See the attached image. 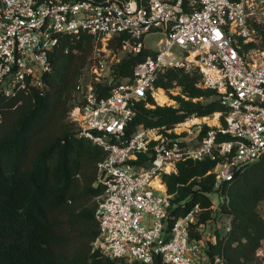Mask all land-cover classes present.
Listing matches in <instances>:
<instances>
[{"label": "built area", "instance_id": "built-area-1", "mask_svg": "<svg viewBox=\"0 0 264 264\" xmlns=\"http://www.w3.org/2000/svg\"><path fill=\"white\" fill-rule=\"evenodd\" d=\"M253 21L264 22V0H0V94L6 96L44 89L61 34L118 38L131 53L149 48L146 34H161L154 52L126 76L103 70L98 63L105 54H93L67 111L77 133L106 151L95 180L103 191L93 246L102 253L147 263L222 264L221 255L212 259L206 250L215 235L198 221L203 208L177 214L163 175L176 172L178 161L207 158L218 190L264 153V49L248 54L243 48L253 39ZM168 68L196 71L215 91L222 105L217 121L139 122L127 131L137 103L149 105L148 96L157 101L154 82Z\"/></svg>", "mask_w": 264, "mask_h": 264}, {"label": "trees", "instance_id": "trees-1", "mask_svg": "<svg viewBox=\"0 0 264 264\" xmlns=\"http://www.w3.org/2000/svg\"><path fill=\"white\" fill-rule=\"evenodd\" d=\"M93 39L87 31L61 34L50 53L51 68L43 75L44 89L32 88L16 97L0 94V264H167L110 257L93 246L99 233L94 216L96 197L103 191L95 182L96 163L106 151L79 135L67 119ZM153 52L148 47L130 52L116 64V74L129 75L137 61ZM172 72L188 96L202 94L182 68L164 70L155 85H167L163 77L172 78ZM106 90L104 87L101 93ZM207 90L214 95L212 99L204 105L193 103L196 108L189 112L205 114L222 108L215 91ZM181 113L174 108L151 109L139 101L126 130L139 122L169 125ZM213 164L207 158L178 161L177 173H166L163 179L172 191L182 190L177 181ZM211 175L210 185L202 182L183 192V201L173 196L174 211L182 214L198 204L203 208L198 221L208 224L213 208L204 191L214 190L222 196L216 211L226 214L229 225L216 231L214 241H207L208 255L212 259L221 255L222 264H261L257 250L264 240V216L257 205L264 199V153L243 164L218 190L213 188ZM191 234L200 236L201 232L192 229Z\"/></svg>", "mask_w": 264, "mask_h": 264}, {"label": "rangeland", "instance_id": "rangeland-1", "mask_svg": "<svg viewBox=\"0 0 264 264\" xmlns=\"http://www.w3.org/2000/svg\"><path fill=\"white\" fill-rule=\"evenodd\" d=\"M252 25L254 28V31H252L253 39L250 42L243 45L244 51L247 52L248 54L250 53L255 54L257 50L261 51L264 49V22L259 23L257 21H253ZM160 35L161 34L159 32H151L144 36V41L146 45L149 46L150 50H154V46H156L157 39L160 37ZM118 41L119 40L115 38L110 39V40H104V41L93 39L91 50L87 56V61L85 62V65H84V66H87L86 67L87 71L93 60V54L97 52H99L100 54H105V57H106L105 61L102 64L98 63V65L101 66L103 70L104 69L106 70L108 67L109 68L113 67L115 70L116 64L120 60H122L123 57L127 56V54L130 53L127 47L126 46L123 47L121 42H118ZM84 68L85 67H83V69ZM188 72H189L188 75L192 77L193 84L201 89L202 91L201 95L190 97L186 93H184L182 91L181 82L179 81L178 77H175L174 72H172L171 75L172 76L174 75L172 78L169 79V77H165V76L163 77V81L169 82V83L167 85H159L161 89H158L156 91V94H157L159 90H162V92H164V95L166 96L168 101L161 104L153 99H150L148 100L150 104L145 105L143 103V106L149 107L151 109H155L157 107L174 108L178 110L179 112H182L181 114L183 115L179 119L173 122H170L169 125L180 122V121H185L192 117L201 118L205 116H210L209 122L212 119H214V117L217 118V115H214L216 110H212L211 112H208L205 114H197L195 110H191L189 112L190 108H196V106L193 105V103L200 102L201 104L204 105L208 103L209 100H211L214 95L212 93H207L208 92L207 87L202 85L197 72L195 71H188ZM194 163L196 164V161H193V164ZM209 167L210 166H208L206 170L203 171L202 173H197V174L194 173L191 175L188 174L189 176L185 180L177 181L176 185L181 186L182 190H179V188L177 187L172 191L168 186L167 187V189L169 188L168 191L172 193V195L175 197L178 195L177 197L178 201H183L185 199L184 197H182L183 192L187 190L189 191L190 189H193V188L200 187L202 182L209 184V185L211 184L212 175H211V172L209 171L211 167L210 168ZM177 171L178 169L176 170V173ZM204 192L205 194L209 196L211 200V207L213 208V211H212L213 216L211 217L210 222L206 225L205 232L206 233L208 232L211 235H215L216 231L223 230V228L225 227V223L227 221L226 214L221 213V212L220 214L218 211H216V209L218 208L219 202L222 200V196L214 192V190L204 191ZM189 196L190 195L188 193L187 197ZM257 206H258L260 213L264 216V199H262L258 203ZM257 255H258L259 262L263 264L264 263V240L262 241L261 246L257 250Z\"/></svg>", "mask_w": 264, "mask_h": 264}, {"label": "bare ground", "instance_id": "bare-ground-1", "mask_svg": "<svg viewBox=\"0 0 264 264\" xmlns=\"http://www.w3.org/2000/svg\"><path fill=\"white\" fill-rule=\"evenodd\" d=\"M159 89H161V88H159ZM158 90V89H157ZM155 95H156V93H155ZM156 99H157V101L159 102V103H165V102H167L168 101V99L166 98V96L164 95V93L162 92V90H159L158 91V93H157V96H156ZM214 115H217L216 113L214 114ZM207 119V120H209V118H207L206 116L205 117H202V119ZM199 118H196V117H193L192 118V120H198ZM217 121V118L216 117H214V119H212L210 122L212 123V122H216ZM156 184H157V186H159V187H161V188H165V185H163V184H158V182H156Z\"/></svg>", "mask_w": 264, "mask_h": 264}, {"label": "crops", "instance_id": "crops-1", "mask_svg": "<svg viewBox=\"0 0 264 264\" xmlns=\"http://www.w3.org/2000/svg\"><path fill=\"white\" fill-rule=\"evenodd\" d=\"M158 93V92H157ZM164 93V92H163ZM155 96H157V94L155 95Z\"/></svg>", "mask_w": 264, "mask_h": 264}]
</instances>
